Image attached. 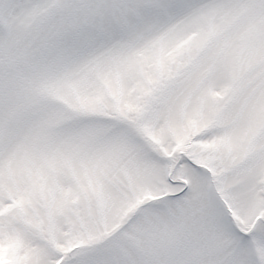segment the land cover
Segmentation results:
<instances>
[{
    "label": "snow or ice",
    "instance_id": "6c2138e0",
    "mask_svg": "<svg viewBox=\"0 0 264 264\" xmlns=\"http://www.w3.org/2000/svg\"><path fill=\"white\" fill-rule=\"evenodd\" d=\"M0 264H264V0H0Z\"/></svg>",
    "mask_w": 264,
    "mask_h": 264
}]
</instances>
